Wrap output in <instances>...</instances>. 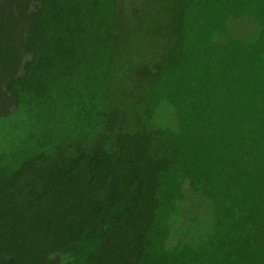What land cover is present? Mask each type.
<instances>
[{"label": "trees", "instance_id": "trees-1", "mask_svg": "<svg viewBox=\"0 0 264 264\" xmlns=\"http://www.w3.org/2000/svg\"><path fill=\"white\" fill-rule=\"evenodd\" d=\"M0 264H264V0H0Z\"/></svg>", "mask_w": 264, "mask_h": 264}, {"label": "rangeland", "instance_id": "rangeland-1", "mask_svg": "<svg viewBox=\"0 0 264 264\" xmlns=\"http://www.w3.org/2000/svg\"><path fill=\"white\" fill-rule=\"evenodd\" d=\"M238 34H247L246 32L244 33V30L240 27V29L237 30Z\"/></svg>", "mask_w": 264, "mask_h": 264}]
</instances>
